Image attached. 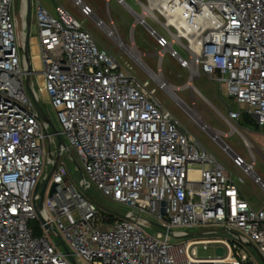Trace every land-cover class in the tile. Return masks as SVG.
Listing matches in <instances>:
<instances>
[{
  "label": "built area",
  "instance_id": "2783aa9c",
  "mask_svg": "<svg viewBox=\"0 0 264 264\" xmlns=\"http://www.w3.org/2000/svg\"><path fill=\"white\" fill-rule=\"evenodd\" d=\"M69 1L113 41L124 62L62 6L52 15L36 0L39 91L50 99L61 137L75 151L88 184L128 211H103L68 179L59 159L67 147L38 117L26 89L13 0H0V264H73L50 233L59 236L76 264H264V207L256 210L243 198L242 178L232 177L157 97L165 91L191 110L197 107L195 77L205 74L224 84L238 106L223 116L232 129L209 131L207 124L203 129L264 195L249 142L243 137L247 162L224 141L243 115L264 130V0H131L140 11L116 0L134 18L131 31L138 24L155 40L156 71L143 62L132 32L129 43L123 40L109 12L103 19L84 0ZM22 19L26 29L24 14ZM166 53L189 73L182 86L162 74ZM126 59L145 79L136 78ZM184 88L191 90L190 104L169 93ZM193 119L199 122L195 114ZM50 167L45 191L50 183L55 190L47 199L43 195L42 222L36 212L41 197L34 196ZM197 228L204 237L184 239L198 234H189ZM219 233L230 239L216 237ZM199 247L213 254L200 257Z\"/></svg>",
  "mask_w": 264,
  "mask_h": 264
},
{
  "label": "rangeland",
  "instance_id": "374dc122",
  "mask_svg": "<svg viewBox=\"0 0 264 264\" xmlns=\"http://www.w3.org/2000/svg\"><path fill=\"white\" fill-rule=\"evenodd\" d=\"M45 9L52 15H55V7L62 6L66 9L75 19L82 22L83 27L91 33L95 42L102 48L106 49L108 52L116 56L121 62H124V55L120 53L118 48L114 45L113 41L108 38L102 30L97 28L91 20L84 19L78 12V10L72 5L69 0H39ZM90 6L93 7L94 11L103 19H107V12L111 15L119 34L126 43L131 41V26L134 23V18L131 17L125 9L117 4L116 0H110L107 4L105 0H84ZM131 4L136 11H140L139 7L131 0H126ZM36 0H30V28H29V53L31 57V68L32 83L33 87L38 96V102L41 105L43 111L50 118L52 123L55 125L58 131H60V125L58 123L56 112L53 109L50 99L42 92L39 91L40 80L39 75L35 73L36 68L34 57L37 52H34V47L37 48V28L35 23V5ZM13 11L15 12L16 21L18 23L17 31L19 41L25 40L26 29L23 27V19L21 16L22 12V0H13ZM147 23L154 29L159 30V25L155 23L152 19L148 18ZM22 23V25H21ZM132 38L135 41L137 49L144 53L143 62L147 64L152 70L156 71L159 67V58L155 55L157 49L155 40L148 34V32L140 25L137 24L136 28L132 32ZM175 48L179 53L187 58V55L179 49L178 45ZM123 59V61L121 60ZM126 61L133 67L132 73L138 79H145V76L141 73L138 65L126 59ZM124 65V64H123ZM161 70L164 78L173 86H182L189 80V73L181 68L176 60L168 53H166L161 61ZM37 72L39 71L36 70ZM193 86L197 91L193 92L194 98L197 103V107H191L187 109L185 106H181L175 101H173L165 91H158L157 97L163 103V105L168 108L182 123L184 129L189 132L193 137H195L203 147L207 149L225 168L228 173H231L232 177L242 178L243 182L239 183V190L243 197L249 202V204L256 210L264 207V195L262 194L260 188L254 184L249 176H246L241 169H238L232 163L231 158L222 151L219 145L215 143L211 137L204 131L203 124L196 122L193 119V114L199 115L204 124L209 125L211 128L227 133L232 129L231 124L225 122L223 116L227 115V109L230 107L232 110L236 111L238 109L237 103L233 97H230L226 93L225 85H218L213 82L205 74H200L193 79ZM172 89V88H171ZM169 93H175L174 90H169ZM179 97H181L187 104L191 102V90L189 88H184L176 92ZM175 93V95H176ZM251 120V119H250ZM236 128L234 129V134L228 138H224L225 143L238 155L246 159L247 162L251 161L249 151L247 149L248 145L252 147L255 164L254 171L264 180V130H259L255 123L245 118L243 115L238 122L232 123ZM243 137L249 142L248 145L243 144ZM64 145L67 147V152L62 154L59 159L63 162L65 170L67 172L68 179L72 184L83 193L86 198L92 199L98 203L103 211L109 210L117 214L123 215L128 211L127 207L118 205L108 198L102 196L100 192L91 184L89 185L88 176H83L82 172L77 169L80 166L79 160L75 154L73 148L69 143L64 140ZM45 158L48 155V143L45 142L44 148ZM195 167H199L196 165ZM49 168V173L51 171ZM84 179V184H81ZM51 183L48 185L47 190L44 193V199L49 196ZM145 218L152 220L149 216L144 215ZM32 225L37 224V221L31 222ZM187 231V230H186ZM198 233L195 236H188L184 239L191 238H201L202 229L197 228L195 232L190 231L189 234ZM216 237L229 238L230 236L225 233H219ZM49 239L61 246L60 238L57 234L50 233ZM183 239V240H184ZM241 247L254 258H258L253 247L250 245H243ZM197 254L202 256H207L213 254V250L210 248L208 250H203L201 247L198 248ZM87 264V263H80Z\"/></svg>",
  "mask_w": 264,
  "mask_h": 264
},
{
  "label": "water",
  "instance_id": "95a60500",
  "mask_svg": "<svg viewBox=\"0 0 264 264\" xmlns=\"http://www.w3.org/2000/svg\"><path fill=\"white\" fill-rule=\"evenodd\" d=\"M30 0H25V13H24V17H25V25H26V32H25V40H24V45H23V48H22V51H23V54H24V66H25V85H26V89L28 91V94H29V97L35 107V110L38 114V117L43 121V122H46L52 133L56 134V138H57V141H58V144H61L63 145L64 144V140L63 138L61 137V134L60 132L57 130V128L55 127V125L52 123V121L50 120V118L47 116V114L43 111L41 105L39 104L38 102V96H37V93L33 87V83H32V74H33V71H32V68H31V57H30V53H29V28H30ZM53 172V169L51 170V172L48 174L47 178H46V181L44 182V185L42 186L40 192H38V194L36 193L35 194V198L40 195L41 199L38 203V205L36 206V212H37V215L39 217V219L43 222V218H42V215H41V212H40V208L42 206V198H43V195H44V191H45V188H46V185L50 179V176ZM38 190V188L36 189V191ZM55 190V185H52L51 188H50V193H53ZM61 244L63 245L64 247V250L65 252L68 254L69 256V259L70 261L73 263V264H76L73 257L69 254L68 250L66 249L64 243L61 241ZM216 254L217 255H221V249H217L216 250ZM256 255L257 257L262 260L261 256L259 255V253L256 251ZM262 262L264 263V260H262Z\"/></svg>",
  "mask_w": 264,
  "mask_h": 264
},
{
  "label": "bare ground",
  "instance_id": "6f19581e",
  "mask_svg": "<svg viewBox=\"0 0 264 264\" xmlns=\"http://www.w3.org/2000/svg\"><path fill=\"white\" fill-rule=\"evenodd\" d=\"M25 13V0H22V12H21V16L23 15ZM170 21H172V20H170ZM17 25H18V23H17ZM21 25H22V23H21ZM22 44L24 45V42H22ZM38 50V48H36V47H34V52H36ZM38 52V51H37ZM34 61H35V65L37 66V67H39L40 66V63H39V59H38V56H37V54L35 55V57H34ZM39 80H40V82H41V80H42V78L39 76ZM39 82V83H40ZM170 92V91H169ZM176 93V92H175ZM175 93H170L171 94V96L173 97V98H177V94L175 95ZM196 115V118H197V121H199V123H201V124H203L204 125V122H202V120L197 116V114H195ZM206 129H208L209 131H214V129H212L211 127H209V126H207V128ZM191 174H194V172L193 171H191Z\"/></svg>",
  "mask_w": 264,
  "mask_h": 264
},
{
  "label": "trees",
  "instance_id": "16d2710c",
  "mask_svg": "<svg viewBox=\"0 0 264 264\" xmlns=\"http://www.w3.org/2000/svg\"><path fill=\"white\" fill-rule=\"evenodd\" d=\"M245 118H247V119L250 121V123H251L250 118H248L247 116H245ZM33 226L36 228V234H38V231H37V224H35V225H33Z\"/></svg>",
  "mask_w": 264,
  "mask_h": 264
},
{
  "label": "crops",
  "instance_id": "0c3cea01",
  "mask_svg": "<svg viewBox=\"0 0 264 264\" xmlns=\"http://www.w3.org/2000/svg\"><path fill=\"white\" fill-rule=\"evenodd\" d=\"M135 42V41H134ZM38 51V50H37ZM36 51V52H37ZM37 56H38V59H39V54H38V52H37ZM39 63H40V60H39ZM241 195H242V193H241ZM243 196V195H242ZM244 198V197H243ZM245 199V198H244ZM246 200V199H245ZM247 201V200H246ZM248 202V201H247ZM249 203V202H248Z\"/></svg>",
  "mask_w": 264,
  "mask_h": 264
}]
</instances>
